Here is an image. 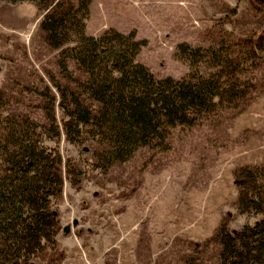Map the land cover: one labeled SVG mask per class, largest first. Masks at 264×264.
Returning a JSON list of instances; mask_svg holds the SVG:
<instances>
[{
    "label": "rangeland",
    "instance_id": "374dc122",
    "mask_svg": "<svg viewBox=\"0 0 264 264\" xmlns=\"http://www.w3.org/2000/svg\"><path fill=\"white\" fill-rule=\"evenodd\" d=\"M41 17L31 1L0 0V89L12 111L39 120L41 92L57 98L53 81L65 82ZM110 27L145 40L137 61L155 76L180 78L188 67L175 57L177 44L256 36L264 29V0H91L86 33ZM257 77L261 94L243 111L176 128L168 149H140L106 170L96 167L95 142L69 143L63 133L46 141L79 170L73 176L79 183L63 173L54 203L58 246L35 264H218L212 237L219 225L238 230L260 218L238 212L234 175L241 166L264 164V64ZM55 114L60 123L57 104Z\"/></svg>",
    "mask_w": 264,
    "mask_h": 264
},
{
    "label": "trees",
    "instance_id": "16d2710c",
    "mask_svg": "<svg viewBox=\"0 0 264 264\" xmlns=\"http://www.w3.org/2000/svg\"><path fill=\"white\" fill-rule=\"evenodd\" d=\"M26 1L42 14L44 41L58 50L65 82L53 81L57 98L41 92L43 120L12 111L0 89V264H35L57 249L60 215L54 203L63 173L74 185L79 170L46 141L63 133L69 143L95 142L96 167L104 170L143 148L166 150L172 130L243 111L261 94L257 71L264 64L263 29L207 46L181 42L175 57L187 73L157 77L137 61L145 40L135 31L86 33L91 0ZM234 175L238 212L260 218L238 230L219 225L212 237L218 264H264V164L241 166Z\"/></svg>",
    "mask_w": 264,
    "mask_h": 264
}]
</instances>
